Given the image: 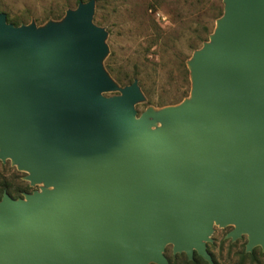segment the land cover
Segmentation results:
<instances>
[{"label":"water","instance_id":"obj_1","mask_svg":"<svg viewBox=\"0 0 264 264\" xmlns=\"http://www.w3.org/2000/svg\"><path fill=\"white\" fill-rule=\"evenodd\" d=\"M95 3L40 26L0 12V162L38 187L3 192L0 264H169L167 246L213 264L214 226L264 253V0H222L188 96L140 114Z\"/></svg>","mask_w":264,"mask_h":264},{"label":"rangeland","instance_id":"obj_2","mask_svg":"<svg viewBox=\"0 0 264 264\" xmlns=\"http://www.w3.org/2000/svg\"><path fill=\"white\" fill-rule=\"evenodd\" d=\"M76 6V0H0V12L25 18L27 23L21 24L34 22L37 26L59 20L58 16L61 19L66 10ZM222 11V0H101L95 3L94 23L107 32L104 68L120 87L138 80L145 97V102L136 106L138 114L148 107L159 110L176 105L188 96L186 62L208 40ZM25 175L11 167L9 161L0 162V181L16 186L21 182L28 184L23 179ZM29 188V192L23 193L38 190L37 186ZM232 228L214 226L213 241L208 243L213 244L211 252L219 264H250L241 257L246 237L235 242L225 238ZM256 256L258 264H264V257Z\"/></svg>","mask_w":264,"mask_h":264},{"label":"trees","instance_id":"obj_3","mask_svg":"<svg viewBox=\"0 0 264 264\" xmlns=\"http://www.w3.org/2000/svg\"><path fill=\"white\" fill-rule=\"evenodd\" d=\"M80 1H87V0H76V5ZM101 0H96V2H100ZM7 16V21L9 23H13L14 25L18 26L21 23H27L25 18L22 17H11L9 14ZM221 16V15H220ZM57 19H60V16L56 17ZM109 68V67H108ZM131 83V82H130ZM23 185V186H21ZM6 191L12 198L17 199L22 196L23 192H29L30 188L27 183L21 182L20 185H11L6 180L0 181V199L3 195V192ZM225 242V239L223 240ZM213 244H207V250L208 253L211 255L213 259V264H219L217 260L215 259L213 253L211 252V247ZM170 247L166 248L165 250V256L168 259L169 264H208L206 261H204L200 256L197 255V253H194L193 259L190 261L188 260L187 256L185 254H177L173 255L172 250L169 249ZM257 254L264 257V254L262 253L261 249L258 247L253 250L252 253H245V247H243L241 252V257L248 261L250 264H258L259 260L257 258Z\"/></svg>","mask_w":264,"mask_h":264}]
</instances>
